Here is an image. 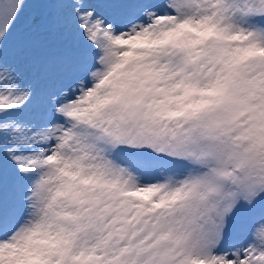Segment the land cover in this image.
I'll use <instances>...</instances> for the list:
<instances>
[{
  "label": "snow or ice",
  "instance_id": "snow-or-ice-1",
  "mask_svg": "<svg viewBox=\"0 0 264 264\" xmlns=\"http://www.w3.org/2000/svg\"><path fill=\"white\" fill-rule=\"evenodd\" d=\"M0 264H264V0H0Z\"/></svg>",
  "mask_w": 264,
  "mask_h": 264
},
{
  "label": "rangeland",
  "instance_id": "rangeland-1",
  "mask_svg": "<svg viewBox=\"0 0 264 264\" xmlns=\"http://www.w3.org/2000/svg\"><path fill=\"white\" fill-rule=\"evenodd\" d=\"M29 22V17L25 18V24H27Z\"/></svg>",
  "mask_w": 264,
  "mask_h": 264
}]
</instances>
